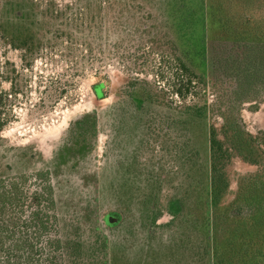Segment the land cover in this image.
Returning a JSON list of instances; mask_svg holds the SVG:
<instances>
[{
	"label": "rangeland",
	"instance_id": "obj_1",
	"mask_svg": "<svg viewBox=\"0 0 264 264\" xmlns=\"http://www.w3.org/2000/svg\"><path fill=\"white\" fill-rule=\"evenodd\" d=\"M253 2L26 0L29 31L15 35L0 16V189L21 192L0 212V264H64L56 242L69 239L97 264H212L209 132L225 148L233 122L262 142L259 165L221 158L219 212L264 172V81L236 92L228 67L264 47V0ZM38 173L52 210L33 204ZM36 209L55 218L42 228Z\"/></svg>",
	"mask_w": 264,
	"mask_h": 264
},
{
	"label": "trees",
	"instance_id": "obj_2",
	"mask_svg": "<svg viewBox=\"0 0 264 264\" xmlns=\"http://www.w3.org/2000/svg\"><path fill=\"white\" fill-rule=\"evenodd\" d=\"M25 1L11 0L3 3V9H0V16L3 18L4 24L8 29H12L11 34L13 35L29 31L25 21L27 16L26 8L32 9L33 4L28 3L26 7ZM193 2L194 0H192ZM255 2L252 0V5ZM179 30L183 29L180 28ZM242 50H244V56L240 61L237 62L231 59L228 62V67L236 79V92L253 86L252 84L255 81H264V47L257 48L253 46ZM178 65H181V69L185 72L187 71L193 78H197L199 81L203 80V76L196 75L179 62ZM102 87L103 84L93 85L92 87L93 94L97 99L103 98V93L100 91ZM204 109H201V107L195 109L194 114L202 117ZM1 127L2 122L0 119ZM222 136L225 148H223V143L217 139L215 131L212 129L209 132V192L206 222L208 223L207 238L210 240L208 242L210 243L211 263L264 264V172L243 177L229 209L224 210V212L218 211L220 201L228 188L223 167L221 166V158L223 156L230 157L231 153H233L246 163L259 165V162L263 161V157L257 156L256 152L257 147L261 146L262 142H259L258 138L251 135H243L238 125L233 122L224 124ZM222 148L224 151H222ZM172 151L175 152L174 149ZM37 178L42 183L38 187L40 191H36L31 196L33 204L37 203V200H40V202L44 201L47 205L46 207L52 210V188L48 175L38 173ZM8 184L6 188L4 187L5 189L2 187L0 189V212L14 200L10 196L14 194L15 197L18 193L21 194L14 183L10 182ZM7 201H9V204ZM45 212L46 214L41 211V217H39L40 210L36 209L30 215L31 221L43 228L46 222H50L55 218L48 211ZM178 213V211H175L171 215L172 218L177 216ZM229 227L230 229L226 233L224 230ZM223 234L226 235L224 236ZM56 247L63 249V255L66 257L64 264H97L99 259L95 252L91 254L84 253L82 244L72 239L65 243L58 240ZM47 262L48 264H60L61 257L59 255H51Z\"/></svg>",
	"mask_w": 264,
	"mask_h": 264
}]
</instances>
